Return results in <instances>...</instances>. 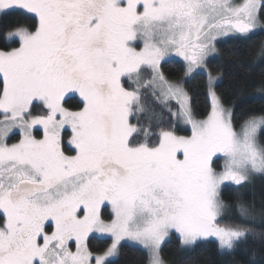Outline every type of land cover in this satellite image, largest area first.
<instances>
[{
	"label": "snow or ice",
	"instance_id": "snow-or-ice-1",
	"mask_svg": "<svg viewBox=\"0 0 264 264\" xmlns=\"http://www.w3.org/2000/svg\"><path fill=\"white\" fill-rule=\"evenodd\" d=\"M17 10L34 23L0 47V264H114L125 241L166 264L173 236L244 244L221 193L264 173V114L238 123L207 58L218 37L264 29V0H0ZM172 52L186 76L207 72L203 118L162 71Z\"/></svg>",
	"mask_w": 264,
	"mask_h": 264
},
{
	"label": "trees",
	"instance_id": "trees-1",
	"mask_svg": "<svg viewBox=\"0 0 264 264\" xmlns=\"http://www.w3.org/2000/svg\"><path fill=\"white\" fill-rule=\"evenodd\" d=\"M261 19L264 21V14ZM33 23L19 10L0 15V47L5 46L8 32L19 26L30 27ZM218 47L220 56L209 60L207 66L210 72L221 76L217 92L224 104L234 109L238 123L253 114H264V29L255 30L248 37H228L218 42ZM162 71L168 79L177 80L185 68L182 61L168 59L162 62ZM206 83L207 76L200 71L184 82L197 118L204 117L209 110ZM261 140H264V133H261ZM221 194L233 213L224 218L234 223L242 222L251 229L247 241L231 253H222L215 240L199 241L191 248H184L173 236L162 246V256L168 264H264V176H256L242 186L226 185ZM239 205L246 207L249 215L244 218L238 215ZM101 243L93 241L94 245ZM123 244L114 264H147V253L141 246Z\"/></svg>",
	"mask_w": 264,
	"mask_h": 264
},
{
	"label": "rangeland",
	"instance_id": "rangeland-1",
	"mask_svg": "<svg viewBox=\"0 0 264 264\" xmlns=\"http://www.w3.org/2000/svg\"><path fill=\"white\" fill-rule=\"evenodd\" d=\"M231 2H232L233 4H239V3H242L243 0H231ZM258 30H259V29H258ZM235 35H239V34H230V35H228V36L218 37V38H217V41H216V51H215L214 53H212V54L209 55V57L207 58V63H208L209 60H211V59H213V58H217V57L220 56V51H219V47H218V42H220V41H222V40H224V39H226V38H228V37L235 36ZM141 46H142V42H141ZM168 59H178V60H180V61L183 62V64H184V68H185V71H184L182 77L179 78V79H177V80H170V79H169V80H170V81H173V82H181V83L183 84V86L185 87L184 82H185L187 79H189L194 73L191 74V75H189V76H186V75H185V73H186V65H187V62L183 59V57L178 56L175 52H172L171 55H170L169 57H166L164 61H166V60H168ZM162 62H163V61H162ZM198 71H199V70H197V72H198ZM207 71H210V70L208 69V66H207ZM195 73H196V72H195ZM204 73H205L206 76H207V72H204ZM211 73H212V72H211ZM212 75H213V76H216V77L218 78V80H217V84H218V82H219L220 79H221L220 74H218V73H212ZM172 103L174 104L175 102L173 101ZM225 106H226V105H225ZM226 107H228V106H226ZM200 118H203V117H200ZM178 134H179V135H190V134H191L190 126H188V125H184V124H181V125H180V129L178 130ZM256 176H264V173H260V172H255V173H253V174L251 175L250 179H249L247 182H245V183H248L251 179H253V178L256 177ZM226 185H233V184H226ZM226 185H225V186H226ZM234 186H236V185H234ZM244 208L247 210L246 207H244ZM236 213H237L238 215L242 216L243 218H244V215H245V216H246V215H249V211H248V210L246 211L245 214L242 215L241 212H240L239 206H238L237 209H236ZM230 214H233L232 212H230V208L227 207L226 209H224V213H223L224 217L229 216ZM209 239H211V240H215V238H208V239H206V240H209ZM202 241H204V240H202ZM215 241H216V240H215ZM123 243H128V244H132V245L140 246V245H138V244H135V242H130V241H125V242H123ZM141 247H142V246H141ZM191 247H192V246H184V248H191ZM166 264H168V263L166 262Z\"/></svg>",
	"mask_w": 264,
	"mask_h": 264
}]
</instances>
